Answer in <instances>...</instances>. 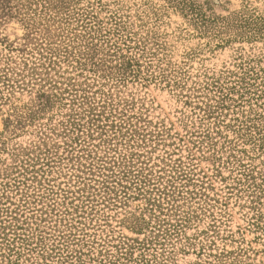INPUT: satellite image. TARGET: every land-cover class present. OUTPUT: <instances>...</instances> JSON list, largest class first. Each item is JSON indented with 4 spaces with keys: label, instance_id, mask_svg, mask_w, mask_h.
Listing matches in <instances>:
<instances>
[{
    "label": "rangeland",
    "instance_id": "1",
    "mask_svg": "<svg viewBox=\"0 0 264 264\" xmlns=\"http://www.w3.org/2000/svg\"><path fill=\"white\" fill-rule=\"evenodd\" d=\"M5 74L8 264H264V0H0Z\"/></svg>",
    "mask_w": 264,
    "mask_h": 264
},
{
    "label": "trees",
    "instance_id": "2",
    "mask_svg": "<svg viewBox=\"0 0 264 264\" xmlns=\"http://www.w3.org/2000/svg\"><path fill=\"white\" fill-rule=\"evenodd\" d=\"M50 50V54H54V53H51L53 50H51V49H49ZM65 53V52H64ZM68 58V56L66 57V59ZM68 61V60H67ZM78 63V62H77ZM12 75H15L16 77H21L20 75H17V74H13L12 73ZM32 75H34V74H30V75H28V76H32ZM25 78V77H24ZM0 80H3V84L4 85H6V86H4V87H7V89H11V90H13V89H15L16 88V86H17V83H19V81L18 80H16V79H8V74H5L3 77H2V79L0 78ZM10 83H11V85H10ZM48 83V82H47ZM71 87L72 85L71 84H68V86L66 87V89H64L63 90V94H71V93H73V92H75L73 89H69L68 87ZM52 87H54V86H52ZM18 88V87H17ZM69 91L71 92V93H69ZM69 97H71V104H72V106H77L78 107V109H80V111L82 110V112H85V113H87L88 115L89 114H91L92 113V111H93V109H91V107H87V108H89V110H83L84 108H83V106H85L86 104L84 103V99L83 98H81V97H78L77 98V96H76V94H71V95H69ZM84 100V101H79V100ZM57 100H59V97L56 95V94H53V93H50V94H46V92H39V94H38V96H37V98H36V102H34L33 104H32V106H31V108L30 109H28L24 114H22L21 116H18V117H16V119L14 120V121H9L8 123L10 124V126H11V124L12 123H14L15 125H16V127H19L20 126V124H22V123H24V122H30V121H32L33 119H34V117H35V115H37L38 113H43L46 109H51L52 108V106L54 105V102H56ZM75 112H76V110H75ZM210 115V114H209ZM73 116L75 117V116H77V114H73ZM94 117H96V116H94ZM70 119H72L71 118V116L69 115V119L65 122V124L66 125H63V123H62V126H65V128H66V130H67V126L69 127H74L73 129H76V127H79V124H74V122H70ZM91 121H93V122H96V121H94V120H91ZM87 124H88V126H87ZM13 125V124H12ZM89 125L90 126H94L93 124L91 125V123H87L86 122V124L84 125V126H82V127H80V128H84L85 126H87V128H88V130H89ZM14 129H16V128H14ZM13 129V130H14ZM98 129V128H97ZM77 131H79V130H77ZM90 137V136H89ZM258 141H260L261 143L259 144V147L258 148H261L262 150H263V153H264V133H263V138L262 137H260V139L258 140ZM86 151V150H85ZM84 150H82V152H85ZM87 157H90V155H88ZM80 159H82V156H80L79 158H77V163H78V167H84V165L83 164H81V163H79L78 161L80 160ZM76 160V159H75ZM89 165H91V164H89ZM120 168V167H119ZM121 174H122V172H121ZM123 176L125 177V175L123 174ZM122 176V177H123ZM76 178H78V179H81L79 176H75ZM141 177V176H140ZM249 177H251V178H253L252 176H249ZM112 178H114V176H111L109 179H112ZM142 178V177H141ZM143 180L144 181H138L139 182V184H142V185H144L143 187H145V186H149V181H147L146 180V178H143ZM252 180V179H251ZM105 183H107V182H105ZM148 184V185H147ZM102 189H106V190H108L109 188H107L106 186H103V188ZM140 189H142V188H140ZM158 192H160V191H158ZM164 196H166L167 198H169L168 197V195L167 194H165L164 193V191L163 192H161ZM158 208V207H157ZM5 213H6V211H4ZM13 220V219H12ZM18 238V240H20V238L19 237H17ZM3 240H5V239H3ZM14 241V240H13ZM12 241V242H13ZM22 241V240H21ZM23 242L24 241H22V242H20L22 245H23ZM4 245L3 246H0V253H1V251H3V252H6V253H2V254H0V259H1V261H3V262H5V261H8L7 262V264L8 263H11V261L9 260V258L10 257H12V255H14V256H16L17 258H19L20 256H21V252H16V251H14L13 250V248H11L12 247V244L11 243H9V241L7 240L5 243H3ZM20 244V245H21ZM20 249V248H19Z\"/></svg>",
    "mask_w": 264,
    "mask_h": 264
}]
</instances>
